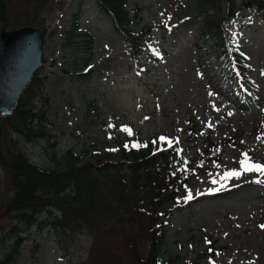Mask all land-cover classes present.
<instances>
[{
	"label": "rangeland",
	"instance_id": "1",
	"mask_svg": "<svg viewBox=\"0 0 264 264\" xmlns=\"http://www.w3.org/2000/svg\"><path fill=\"white\" fill-rule=\"evenodd\" d=\"M196 3L126 0L130 14L138 11L134 17L137 30L155 29L145 38L155 46V55L150 61L143 59L142 69L130 66L127 41L113 27L110 16L99 13L96 0H8L5 30L24 25L46 28L45 64L37 75L48 107L46 138L32 142L17 139L32 164L55 168L67 151L87 149L90 155L94 150L105 154L122 136L115 130L120 122L131 124L135 134L155 143L161 135L167 138L184 160L175 173L180 177L182 172L189 173L186 185L192 196L207 185L225 189L228 182L220 178L227 170H240L241 153L251 162L264 163V24L258 18H241L227 33L229 43L246 56L255 100L245 105L237 97L239 79L226 80L224 69L205 52L197 37L201 18ZM74 31L80 36L67 41L64 35ZM226 68L236 74L233 65L228 63ZM32 87L29 94L34 97L40 91ZM34 104L35 109L40 108L37 100ZM219 142L222 149L216 152ZM213 153L215 165H200L202 158ZM110 157L113 163L117 161ZM187 164L188 171H184ZM231 179L242 189L232 194L238 201L225 205L217 198L191 199L182 208L180 198L187 194L183 182L169 189L179 203L166 193L158 210H140L124 225L115 220L101 225L93 238L86 231L67 235L63 238L68 248L65 252L59 251L51 234H26L16 264H134L118 245L132 244L139 258L146 255V228L161 223L167 214L171 215H167L170 221L163 230V260L170 257L172 264H264V228L260 227L264 225V185L260 184L264 176L242 172ZM12 195L0 169V236L7 234L13 223V215L6 212ZM246 197L251 203L241 201ZM240 203L249 209L238 210ZM4 239L7 237H0V256ZM206 240L217 242L213 255Z\"/></svg>",
	"mask_w": 264,
	"mask_h": 264
},
{
	"label": "trees",
	"instance_id": "2",
	"mask_svg": "<svg viewBox=\"0 0 264 264\" xmlns=\"http://www.w3.org/2000/svg\"><path fill=\"white\" fill-rule=\"evenodd\" d=\"M99 1L103 10L114 16L115 25L124 28L130 45V58L135 61L145 46L140 42L141 35L135 36L132 33L129 16L122 10L123 1ZM7 4L8 0H0V26L4 27L7 24ZM200 5L203 7L198 6V10H202L200 15L204 16L203 30L199 36L203 38L204 45L214 53L217 60L227 61V52L230 53L235 64L241 68L236 50L227 46L223 24H232L242 8L254 15L261 14L264 18V0H200ZM206 7L208 10L204 12ZM211 9L216 12L212 15L217 17L216 21L207 14ZM65 35L67 41L71 42L78 34L72 32ZM38 83L35 81L33 84L40 91L36 96L29 95V99L22 101L12 118L0 120V168L6 185H9L13 193L6 205V212L13 215V223L7 234H1L7 239L3 240H6V244L0 256V264H16L21 254V245L26 240L22 235L32 232L39 234L51 231L58 248L65 252L68 249L63 244L65 236H75L85 230L88 232L89 228L94 232L96 225L93 222L98 212L108 213L126 199L132 203L135 191L144 197L152 191V205L157 204L156 194L159 193L155 185L161 182L158 177L166 169L170 170V166L177 161L176 151L158 147L139 137H131L130 132H127L124 140L115 142L113 153L118 162L114 165L109 164L110 156H113L111 153L95 152L87 159L89 153L86 151L78 154L67 152L62 156L61 164L58 163L55 168L32 165L20 150L17 139L29 142L46 138L44 124L48 107L42 96L41 82ZM35 100L40 106L37 111ZM12 134L16 137L15 141ZM134 143L141 147H133ZM158 164L162 165L161 170L156 167ZM169 173L166 171V175ZM131 207L137 213V206L132 204ZM146 239L148 252L145 259L139 258L134 250L128 254L129 261L134 264L172 263L170 260L168 263L161 261L164 239L160 227H151Z\"/></svg>",
	"mask_w": 264,
	"mask_h": 264
},
{
	"label": "water",
	"instance_id": "3",
	"mask_svg": "<svg viewBox=\"0 0 264 264\" xmlns=\"http://www.w3.org/2000/svg\"><path fill=\"white\" fill-rule=\"evenodd\" d=\"M43 28L0 30V117L14 113L19 97L43 61Z\"/></svg>",
	"mask_w": 264,
	"mask_h": 264
},
{
	"label": "snow or ice",
	"instance_id": "4",
	"mask_svg": "<svg viewBox=\"0 0 264 264\" xmlns=\"http://www.w3.org/2000/svg\"><path fill=\"white\" fill-rule=\"evenodd\" d=\"M167 26V25H166ZM236 34L233 33V36H235ZM89 68H91V65L89 66ZM88 69H85V71H87ZM139 74V73H138ZM197 75H201V73H197ZM230 114V113H229ZM111 127V125H110ZM124 131H128L130 132V129L128 128H124ZM158 139L160 141H166V137L161 135L158 137ZM153 143H155V141H153ZM128 145L126 144L125 147H127ZM133 147H141V145L139 144H133ZM111 151H115V149H110ZM241 155L244 157L242 160L239 161L240 163V170H236L235 168L231 169V170H227L225 171L222 176H221V181H227L229 178L235 177V178H239L242 172H254V173H259L260 175L264 176V163H257V162H251L248 155L246 153H241ZM218 167V165H217ZM255 182L260 183L259 180H256ZM212 183L215 185L217 183L216 180H212ZM223 185H221L222 187ZM185 187V191L187 192L186 195H183L180 199H182L184 202H188L189 200L193 199L192 193L191 191L188 190L187 185L184 186ZM219 191L218 188L213 187V188H209L208 192L209 193H213ZM200 193H197V195H199ZM180 200L178 199L177 203H179ZM260 227L264 228V225H260ZM207 242V241H206ZM211 264V261H210Z\"/></svg>",
	"mask_w": 264,
	"mask_h": 264
},
{
	"label": "bare ground",
	"instance_id": "5",
	"mask_svg": "<svg viewBox=\"0 0 264 264\" xmlns=\"http://www.w3.org/2000/svg\"><path fill=\"white\" fill-rule=\"evenodd\" d=\"M228 182V186L225 188V189H219V191H216V192H213V193H209V192H205V190H208L209 188H212L211 186H208L202 190H199L197 189L196 192L197 193H200L199 195L194 194L193 195V202H196L198 200H202L204 198H207V199H215L217 198L218 201L222 202L223 204H227L228 202H232L234 201L235 199L232 197V194L234 193H237L239 192L241 188V186L239 185V182L236 181V180H233L231 179L229 181V179L226 181ZM261 185H264V180L261 181L260 183ZM207 196H211V197H207ZM257 197H261V196H257ZM256 197V198H257ZM251 198L250 197H246L244 198L243 200H241L242 202H250L251 203ZM235 201H238V200H235ZM249 209V207L243 203H240L238 206H237V209ZM263 244H264V241H263Z\"/></svg>",
	"mask_w": 264,
	"mask_h": 264
}]
</instances>
